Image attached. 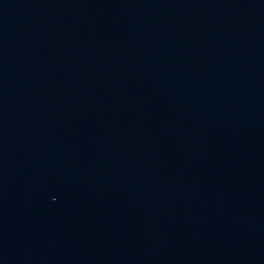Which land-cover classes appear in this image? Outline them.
Segmentation results:
<instances>
[{"label":"water","instance_id":"1","mask_svg":"<svg viewBox=\"0 0 264 264\" xmlns=\"http://www.w3.org/2000/svg\"><path fill=\"white\" fill-rule=\"evenodd\" d=\"M0 264H264V0H0Z\"/></svg>","mask_w":264,"mask_h":264}]
</instances>
